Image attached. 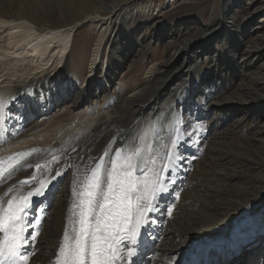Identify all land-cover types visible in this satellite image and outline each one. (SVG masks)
<instances>
[{
	"label": "bare ground",
	"instance_id": "bare-ground-1",
	"mask_svg": "<svg viewBox=\"0 0 264 264\" xmlns=\"http://www.w3.org/2000/svg\"><path fill=\"white\" fill-rule=\"evenodd\" d=\"M53 1L64 6L57 4L72 24L36 22L35 12L53 8ZM53 1L44 6L45 0H0V158L40 150L0 182V195L9 187L26 193L39 179L54 175L49 168L63 172L45 196L33 198L25 236L40 234L25 247L34 253L28 264H54L69 223L73 182L93 163L89 157L101 156L106 146L134 148L138 138L162 155L176 136L183 159L174 172L164 173L170 190L161 194L159 211L150 214L155 223L142 230L134 259L137 264H186L204 249L206 263L216 264L233 229L244 224L255 230L264 215V0H223L219 13L212 12L204 24L188 20L160 33L152 25L146 33L144 21L155 23L177 0H164L155 15L148 13L152 0ZM135 19L141 20V30L126 37L125 27ZM81 29L89 36L85 44L74 45ZM158 41L165 46L162 55L134 70L133 85L119 86L115 81L123 69L145 59V51ZM77 66L88 69L89 79L74 84L67 73L77 75ZM100 98L109 103L98 110ZM56 102H62L64 113L50 115ZM227 102L250 105L231 113L219 108ZM50 119L44 138L36 122ZM32 140L37 142L29 145ZM194 150L203 154L192 160ZM33 174L37 180L21 189L19 182ZM217 215L226 221L211 225L206 216ZM37 217L42 220L34 228ZM177 249L184 254L181 261ZM252 251L239 259L262 262L254 257L264 253V238ZM237 260L228 264H241Z\"/></svg>",
	"mask_w": 264,
	"mask_h": 264
},
{
	"label": "snow or ice",
	"instance_id": "snow-or-ice-1",
	"mask_svg": "<svg viewBox=\"0 0 264 264\" xmlns=\"http://www.w3.org/2000/svg\"><path fill=\"white\" fill-rule=\"evenodd\" d=\"M180 143L179 136L170 138L161 155L155 146L141 143L138 138L134 148L106 146L101 156L89 157L93 163L84 170L82 179L73 182L77 187L73 189L69 223L58 242L54 264H137L134 258L145 235L142 230L155 223L150 214L159 211L161 194L170 190L164 173L174 172L183 159ZM39 151L32 148L9 156L6 166L0 158V182L11 176L21 161ZM36 168L42 166L37 164ZM52 171L54 175L39 179L26 193L9 187L0 195V264H28L30 255H34L25 247L34 244L40 233H30V240L25 236L32 224L27 216L33 198L45 196L52 183L63 175L59 169L49 168V173ZM36 180L33 174L20 181L21 189ZM176 196L179 197L178 192ZM172 211L168 207L169 216ZM41 220L37 217L32 226L38 227Z\"/></svg>",
	"mask_w": 264,
	"mask_h": 264
},
{
	"label": "rangeland",
	"instance_id": "rangeland-1",
	"mask_svg": "<svg viewBox=\"0 0 264 264\" xmlns=\"http://www.w3.org/2000/svg\"><path fill=\"white\" fill-rule=\"evenodd\" d=\"M26 1L29 3H32L31 0H26ZM48 1H53V0H45L46 4H43V5L46 6L47 3H49ZM222 1L223 0H177L176 4H174V6H172L169 9L164 10L163 11L164 13L159 15V17L157 18L158 21H156L155 23L151 22L149 19L145 20L144 24L148 23V25H146L147 31L145 30V32L146 33L151 32L150 27H148L150 25H152V27H155L157 29V32L160 33V31H162L163 29H165V31L168 30L167 27H170L172 24L175 25V24L185 23L188 20H191L192 22H195L196 24H204L205 22H207L211 18L212 12H214V15H217V12L219 13L220 3ZM53 2H55V1H53ZM55 3H56V5H54L53 8H51V9H47L48 7H43V9L37 10L35 12V19H36V22L38 24H40L41 26L45 25L47 27H52L53 24L56 25V27L61 26V25L72 24L73 20L71 19V15H69L66 11H64L62 9L59 10L58 5L60 7H62V6L58 2H55ZM158 3H159V5H158ZM164 4H166V2L164 0H152L153 8H151V10L149 9L148 13H150L151 15L153 13L155 15L156 14L155 9H157V6L164 5ZM62 8H64V6ZM32 12H34V9L32 10ZM133 21H132L133 23L129 24L130 26L126 25V27H125V29L127 28L126 37H129L130 36L129 33L132 34L133 30H135V31L141 30L140 29L142 26L141 20L139 21V20L135 19ZM134 27H136V28L133 29ZM156 34H158V33H156ZM216 34L217 33H214L212 36H214ZM88 36H89V31H87L86 29L79 30V35H78V37L76 39L77 41L74 43V45L85 44V42H86L85 40H87ZM158 44L159 45L152 44L151 51L150 52L145 51V53H144L146 55L145 59H143L137 65L131 66V67H125L123 69V71L118 75V77H117L118 79L115 82L119 86L124 87V88H126V86H129L128 84L133 85L134 70H137L138 66H140V64L145 65L147 63L146 60L149 57H153L156 60L159 56L162 55L163 49L165 48V46L162 43V41H160V42L158 41ZM93 47H94L93 44H91V50ZM258 51L260 53L263 52L260 50H258ZM115 56H116V58L118 57L116 54H115ZM77 58H78V54H73L72 59L75 62L78 61ZM75 68L80 70V72L77 75L73 71L70 73H67V78L70 79L71 81H73L74 84L82 83V81H84L85 79H89L88 69L84 68L83 70H81L79 66H77ZM80 78H82V79H80ZM102 84L106 89H109V84L106 83L104 80L102 81ZM71 99L74 100L75 96H73ZM163 99H166V94L163 96ZM101 100L102 99L100 98L96 102V108L98 110L103 109L104 107L107 106V103H109V101H104V103H103ZM78 102H81V100H78ZM61 104H62V102H56L53 105L52 109L49 111V114L50 115H56V114H58L57 112H59V111H62V113H64ZM249 105H250L249 103H245V102H239V103L230 105L227 102L223 106H219V108H222V109L224 108V110L231 112V113H234L236 111H239L240 108H244L245 106L249 107ZM241 111H243V109H241ZM58 117H61V116L57 115L55 118H58ZM52 120L53 119L46 120V121L45 120L38 121V123L36 122V124H39L36 126V129H37L36 132L41 133L44 138H47L48 135L45 133L44 128L48 124H50L52 122ZM35 142H37V141L32 140L31 142H29V145L34 144ZM15 151H17V149L16 150L13 149L9 153H12ZM192 154L194 156V157H192V160H194V158H197L198 155H202L203 153L202 152L196 153V151L194 150L192 152ZM200 185L203 188L206 186V183L202 182ZM252 213H254V209L252 210ZM220 217L221 216H218V215L216 217L206 216V218L211 220V225H213L214 221H216V220L226 221L225 219H221ZM214 231H216V230H214ZM155 245H156V243L154 244V246L152 245V250H151L152 252H153V248L155 247ZM174 251H175V249L171 248L167 251V253H169L172 256V252H174ZM176 253H178L179 261H181L184 254L181 253L180 250H178V249L176 250Z\"/></svg>",
	"mask_w": 264,
	"mask_h": 264
}]
</instances>
